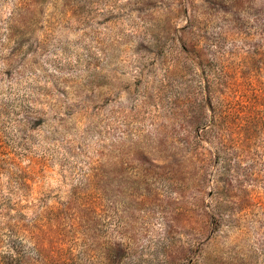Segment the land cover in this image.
<instances>
[{
  "label": "rangeland",
  "instance_id": "374dc122",
  "mask_svg": "<svg viewBox=\"0 0 264 264\" xmlns=\"http://www.w3.org/2000/svg\"><path fill=\"white\" fill-rule=\"evenodd\" d=\"M0 264H264V0H0Z\"/></svg>",
  "mask_w": 264,
  "mask_h": 264
}]
</instances>
